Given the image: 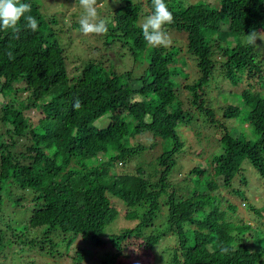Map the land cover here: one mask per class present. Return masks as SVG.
Returning a JSON list of instances; mask_svg holds the SVG:
<instances>
[{
  "label": "trees",
  "instance_id": "1",
  "mask_svg": "<svg viewBox=\"0 0 264 264\" xmlns=\"http://www.w3.org/2000/svg\"><path fill=\"white\" fill-rule=\"evenodd\" d=\"M21 2L31 5L25 15L35 17L38 28L33 32L24 27L21 18L18 38L11 30L0 29V122L6 126L0 131V183L31 189L32 208L28 218L0 222V252L7 247L17 253L30 246L54 248L60 241L69 246L79 236L94 247L109 240L115 249L124 248L130 239L140 241V248L149 252L156 244H165L164 264H264V233L247 222H232L234 204L228 201L221 208L212 189L205 188L211 179L229 187L235 176L245 187L257 176L264 185L260 164L264 160V65L256 55L257 43L247 42L251 31L264 34V0H214L209 6L165 0L174 17L165 26L172 40L166 48L150 47L141 24L136 23L154 10L151 0L140 3L147 9L139 12L141 18L133 0L121 2L106 16L102 11L99 16L108 27L105 43L110 42L107 36L111 42L118 37L130 40L129 49L143 58L138 84L131 70L115 71L95 54L87 55L68 75L65 48L56 37L63 30H53L55 19L41 14L37 0ZM79 28L78 22L73 23L64 32L74 29L81 35ZM175 35H183L184 41L177 42ZM183 49L197 75L189 82L183 80L180 87L174 78H186L190 71L185 57L179 56ZM220 79L234 88L231 92L238 93L243 106L227 104L222 117L241 114L254 141L245 131L214 120L207 89ZM182 87L189 95L188 109L179 101ZM76 99L81 102L78 110L73 108ZM30 111L40 116L34 118ZM103 117L108 121L98 125ZM196 119L199 125L189 127L196 135L200 125L216 123L222 134L215 137L217 147L203 162L206 168H189L175 186L168 177L184 146L179 127ZM142 132L161 141V153L155 162L136 165L133 173L115 174V164L122 165L147 147L137 140L136 134ZM20 140L27 142L24 151H14ZM241 161L250 166L252 176L240 167ZM233 192L243 198L242 188ZM117 202L126 208L123 217L134 223L113 231ZM160 208H164L162 218ZM248 208L264 217V203L260 209ZM157 218L160 226L153 221ZM37 229L40 239H28ZM221 246L229 249L227 254L221 253ZM111 248L92 257L90 251L77 247L70 264H118L107 257L116 256ZM159 260L160 255L154 257L156 264H163Z\"/></svg>",
  "mask_w": 264,
  "mask_h": 264
},
{
  "label": "rangeland",
  "instance_id": "2",
  "mask_svg": "<svg viewBox=\"0 0 264 264\" xmlns=\"http://www.w3.org/2000/svg\"><path fill=\"white\" fill-rule=\"evenodd\" d=\"M37 1L41 6V14L46 18L53 17L55 19L56 23L53 26V30L55 32L60 28L63 30L62 33H57L56 37L58 42L65 48V55L67 57L65 60V66L68 75H72L76 72V70H74L75 66H79L80 62L87 58V55L92 57L93 54H95V56L102 55L101 60H103L108 66L111 65V68H113L115 71L122 69V71H126L127 69L131 70L130 74L133 76L135 84H138L137 76L142 69V66H140L139 62L142 61L143 58L139 53H133L131 49H129L127 44H131L130 40L124 41L118 37V39L111 42L112 38L107 36L106 39L108 41L110 40L111 43L109 42L106 44L107 42L105 43L104 41V35H84L83 40H81L80 36L83 35L82 32L81 35H78L74 29L73 32H64V30L68 29L73 23H79L80 17L84 14L83 8L79 5V0ZM124 1L126 0H110L108 3L110 6L106 7L108 0H97L98 7H100L101 4L103 5L102 9H97L98 13L101 14L103 11L102 16H106L110 9L112 10L113 7L117 8L119 5L122 6L121 2ZM213 1L214 0H187V4L204 3L205 5L209 6ZM143 2L145 3V0H133V4L136 5V8L138 9L137 18H141V16H139V12L144 13L147 11V9L140 4ZM132 10H134V8L130 7L129 11ZM120 11L122 12V10ZM140 21L137 20L136 23L142 24L144 20ZM74 32L76 34H73ZM172 34H174L173 31L171 32V35ZM257 34L259 35V38L256 40V55L258 56L259 61H261V63L264 65V34L260 32ZM175 36L176 39H178L177 42L181 43L184 41L183 35L181 37H179L180 35ZM179 56L185 57L184 59H186V65L189 66L188 69L190 70L188 77L177 78L176 76V78H174V81L179 82L180 86L181 84H184V82H182L183 80L189 82L194 77H196L197 73L192 66V62L187 60V55H185L184 49L179 52ZM208 85L210 86L207 89L208 93L206 98L211 105V109L215 112L214 120L219 123L224 121L226 126H232L245 131V134L254 141L255 135L253 132L248 130L247 124L245 121H243L241 114L237 117H230L226 119L221 115L223 107H225L227 104L243 107L238 93L231 92L234 88H230L227 83L222 84L221 79L219 81L211 82ZM240 85L242 84H238V86ZM179 90V101L181 102L183 108L188 109L189 104H187V100L189 97L187 96L189 95L187 94L186 96L184 94L183 90L185 89L183 87L179 88ZM137 98H139V96H137ZM133 99L135 100L136 97L133 96ZM240 109L244 110V108ZM29 115H32L34 118L40 116V114H35L31 111L29 112ZM107 121V118L103 117L98 120L97 124L105 125ZM194 125H199L197 119L191 122L190 125L186 124L179 127V132L183 135L182 138L184 140V146L180 149L182 153L170 171V178L168 177V181H172L175 186L176 183L182 181L181 179H183L185 172L189 168L198 166L202 169L206 168L203 162L206 163L208 161L207 158L210 156L211 152L215 151L217 147L215 137H219L220 134H222V131H220V126L218 129L216 128L217 123L214 127L205 124H202L203 126L200 125L197 127V133L199 135L193 133L189 128L190 126L194 127ZM5 128V124L0 122V131ZM137 135H139L137 140L146 144L147 147L145 146L138 152V154L132 155L125 161V163H122V165H119L118 163L115 164L112 169L115 174H118V172L122 173V171L133 173L136 165L140 163L155 162V158L161 153V141L157 137L152 136L148 132H142L140 134H136V136ZM28 142L31 143L32 141L29 140ZM152 144H154V146L152 148H148ZM26 145L27 142L25 140H20L17 144L15 143L13 150L22 152L24 151ZM260 164L263 169L264 160ZM233 165L236 166L237 163L233 162ZM240 167L245 169L246 175L251 174L252 176V169L250 166H247L244 161L240 162ZM209 169L210 168L207 167L208 171ZM202 175V173H198L197 176L201 178ZM257 178L258 180L256 181L249 180L248 186L246 187L240 184L239 179H237L236 176L233 177L231 186L229 187H223L221 184H217L214 179H211L213 182H207L205 188L212 189L211 193L213 196L218 198L221 208H224L226 202L228 201L234 204L235 210L233 215L230 216L232 222H237L238 220H241L245 223L247 222L254 227H258L264 233V217L255 216L248 208V206H251L252 208L260 209L264 203V185H262L263 181L258 176ZM238 188L243 189V198L233 195L235 193L233 191ZM32 194L33 192L29 188L27 190H20L15 185H12L7 181L0 183V222L5 225L11 220L17 221L20 216L21 218H28V212L32 208ZM116 204L118 216L113 222L111 229L113 231H120L123 226L132 225L134 221L127 220L123 217V214L126 210L124 205L120 204L119 202ZM163 212L164 208H160L161 218L163 217ZM22 214H24V216H22ZM158 219L159 218L154 219L153 221L156 225L160 226L161 223ZM39 231L40 229L31 231L32 233L29 234L28 239H33V241L39 240ZM89 242L90 241H84L79 236H77V238H75L69 246H66L64 242L60 241L54 248H49L47 246H44V248H40L39 246H30V249L24 248L20 253H17L16 248L11 249L7 247L8 249L5 248L4 251L3 248L0 252L1 256L3 257L0 259V262L1 264H70V258L77 247L90 251L88 254L92 253V257L101 255L102 253L104 254L105 251H108L112 247L109 240L107 242L102 241L98 243V247L91 246ZM126 242V245L123 246L124 248H111V253L116 254L115 258H112L111 255L107 257L116 259L118 264H156L154 257L160 255L159 261L164 264L167 254L166 252H162V250L166 247L165 244H156L152 249H149V252L148 250H143L140 248V244H137L140 241L136 242L135 239H130ZM103 257L106 258V256ZM96 258H98V256ZM262 258H264V254ZM97 261L98 260H95L94 262ZM81 264H84V262L82 261Z\"/></svg>",
  "mask_w": 264,
  "mask_h": 264
},
{
  "label": "clouds",
  "instance_id": "3",
  "mask_svg": "<svg viewBox=\"0 0 264 264\" xmlns=\"http://www.w3.org/2000/svg\"><path fill=\"white\" fill-rule=\"evenodd\" d=\"M153 11L140 25L143 39L150 47H169L172 40L165 31V26L174 22V17L169 11L165 0H151ZM79 5L83 8L84 14L79 19L80 31L83 35H104L108 32L107 23L99 16L97 10V0H79ZM31 5L22 3L21 0H0V29L11 30L17 36L20 32L19 23L21 18L25 21L24 27L35 32L38 28V21L31 15ZM259 35L251 31L247 35L248 44H255ZM11 55V53H9ZM81 107V102L76 99L73 103L74 110ZM222 254H227V247H220Z\"/></svg>",
  "mask_w": 264,
  "mask_h": 264
}]
</instances>
